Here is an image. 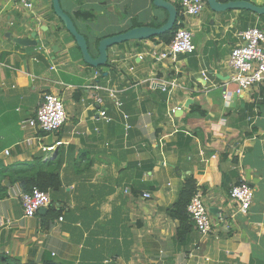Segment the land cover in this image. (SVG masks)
I'll use <instances>...</instances> for the list:
<instances>
[{"label": "crops", "instance_id": "crops-1", "mask_svg": "<svg viewBox=\"0 0 264 264\" xmlns=\"http://www.w3.org/2000/svg\"><path fill=\"white\" fill-rule=\"evenodd\" d=\"M60 1L95 58L99 38L169 18L153 0ZM34 4L0 0V264H264V87L239 95L227 65L238 34L264 30V16L206 4L183 20L194 53L158 63L151 54L163 43L130 41L94 68L53 0ZM78 10L94 16L81 20ZM173 80L163 92L161 83ZM46 94L65 102L68 119L56 133L27 123ZM56 158L61 187L47 193L60 215L47 217L49 207L25 217L23 189L2 175ZM190 179L214 227L203 235L194 226L180 241L171 210ZM240 183L255 192L248 215L230 198Z\"/></svg>", "mask_w": 264, "mask_h": 264}, {"label": "built area", "instance_id": "built-area-1", "mask_svg": "<svg viewBox=\"0 0 264 264\" xmlns=\"http://www.w3.org/2000/svg\"><path fill=\"white\" fill-rule=\"evenodd\" d=\"M24 9L33 10L34 0H13ZM220 2L239 1V0H218ZM207 0H180L182 13L185 17L199 16L206 7ZM183 26L179 28L171 44H163L161 51H155L151 57L156 62L167 60L176 62L179 55L192 54L195 51L193 34ZM240 43L233 48L227 65L232 71V80L237 85V93L240 95L253 88L264 87V30L259 27H252L238 34ZM206 78V76L204 75ZM176 87V81H165L161 83L163 92H170ZM95 90L101 87L95 85ZM115 97V93L111 92ZM228 98L227 96L225 97ZM98 100V98L96 97ZM120 107L121 103H117ZM105 120L110 118L105 113L101 115ZM128 117H126L127 119ZM68 119L65 102L62 97L55 94H46L34 118L27 121L28 126L38 129L45 133H56L65 125ZM129 129L130 126L126 125ZM30 142V140H28ZM9 150L6 154L9 155ZM145 198H151L150 193L144 194ZM24 206V214L27 218H33L41 209L51 206L49 193L38 188L31 192L20 194ZM230 198L238 213L248 215L254 203L255 192L251 185L240 183L235 185ZM188 213L195 224L196 229L203 235H208L213 230V222L209 213L204 196L197 191L188 205ZM62 220V218H61Z\"/></svg>", "mask_w": 264, "mask_h": 264}, {"label": "water", "instance_id": "water-1", "mask_svg": "<svg viewBox=\"0 0 264 264\" xmlns=\"http://www.w3.org/2000/svg\"><path fill=\"white\" fill-rule=\"evenodd\" d=\"M154 5L158 8H163L169 13L168 21L161 27L141 26L130 29L129 31L121 34H117L111 37L104 38L98 42V57H94L90 51V46L84 35H82L73 19L63 10L60 0H53V9L56 16L61 20L65 29L74 38L77 46L79 47L83 60L86 64L94 67H104L107 65L109 60V49L116 46L122 45L130 41H145L153 37H158L169 31H172L175 24L178 21L179 11L178 8L168 0H153ZM208 5L212 10L216 12H223L226 10H247L251 11L259 16H264V6H258L248 0L239 1H228L220 2L218 0H207ZM20 44H33L38 46V42L31 41H17ZM47 211V208H43L39 213Z\"/></svg>", "mask_w": 264, "mask_h": 264}, {"label": "trees", "instance_id": "trees-1", "mask_svg": "<svg viewBox=\"0 0 264 264\" xmlns=\"http://www.w3.org/2000/svg\"><path fill=\"white\" fill-rule=\"evenodd\" d=\"M206 4L208 3L206 2ZM177 8L179 11V16H178V21L175 24L173 30L165 34H162L158 37H153L151 38V40L156 39L160 43L166 45L172 43L177 30L183 26L182 22L184 20L181 5L178 4ZM76 16L81 20L87 21L94 16V13L92 11L78 10ZM141 26H142L141 23L134 22L132 28L141 27ZM104 38L105 37H101L97 41H100ZM60 166H61V160L56 158L43 165L24 166L21 169L20 168L10 169V172H5L2 176H6V178L12 184L19 183V185L21 186L24 192H31L35 188H38L45 192H53L59 190L61 187V180L59 175ZM196 193H197L196 181L194 179L188 180V182L185 184V186L183 187L180 193L178 202L171 210V214L174 216V218L178 219L180 222V227L177 233V237L180 239V241L186 235H188V233L192 230V227L195 226L194 222L191 220L187 208ZM60 213L61 212H56L53 209V207L50 206L47 217L50 216V219H53L54 217L59 216Z\"/></svg>", "mask_w": 264, "mask_h": 264}]
</instances>
